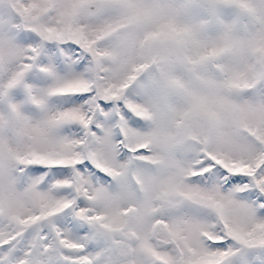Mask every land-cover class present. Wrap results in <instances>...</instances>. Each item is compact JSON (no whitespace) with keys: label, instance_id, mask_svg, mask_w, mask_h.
<instances>
[{"label":"snow or ice","instance_id":"obj_1","mask_svg":"<svg viewBox=\"0 0 264 264\" xmlns=\"http://www.w3.org/2000/svg\"><path fill=\"white\" fill-rule=\"evenodd\" d=\"M0 264H264V0H0Z\"/></svg>","mask_w":264,"mask_h":264}]
</instances>
